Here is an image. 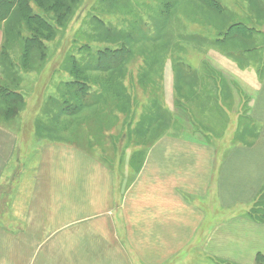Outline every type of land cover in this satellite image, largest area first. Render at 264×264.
<instances>
[{
  "label": "rangeland",
  "instance_id": "rangeland-1",
  "mask_svg": "<svg viewBox=\"0 0 264 264\" xmlns=\"http://www.w3.org/2000/svg\"><path fill=\"white\" fill-rule=\"evenodd\" d=\"M27 3L53 27L24 53L25 38L40 29L23 17L25 4L15 2L0 20V139L11 130L21 140L7 168L6 152L0 155V264L7 225L22 216L21 206L12 208L13 189L25 175L31 182L43 145L67 143L117 167L120 159L139 160L162 136L221 138L228 111L244 113L264 76V0ZM114 52L120 60L98 70ZM79 82L87 92L74 106ZM44 254L38 247L31 264H42Z\"/></svg>",
  "mask_w": 264,
  "mask_h": 264
},
{
  "label": "crops",
  "instance_id": "crops-1",
  "mask_svg": "<svg viewBox=\"0 0 264 264\" xmlns=\"http://www.w3.org/2000/svg\"><path fill=\"white\" fill-rule=\"evenodd\" d=\"M240 111L224 117L227 136H162L117 167L67 143L43 145L31 182L13 189L22 216L7 225L5 264H31L38 247L42 264H264V76ZM9 133L5 168L21 143Z\"/></svg>",
  "mask_w": 264,
  "mask_h": 264
},
{
  "label": "trees",
  "instance_id": "trees-1",
  "mask_svg": "<svg viewBox=\"0 0 264 264\" xmlns=\"http://www.w3.org/2000/svg\"><path fill=\"white\" fill-rule=\"evenodd\" d=\"M28 0H0V20H3L7 14L9 13V10L11 9V7L13 6V4L15 2H19L21 4L20 8H22V3H24V14L23 17L27 18L28 21H31L34 24H37L39 26V31L38 33H33L30 34L28 37L25 38L24 41V53H26V51L31 50L33 47H35V45L40 44L41 43V38L40 37H47L46 39H48L52 34V25L49 24L45 19L41 18V16L34 14L33 12L30 11L29 7H28ZM63 1H58L59 5H62ZM25 18V19H26ZM48 34H50L49 36H47ZM124 52V50H123ZM106 53V52H105ZM108 53V52H107ZM119 54L120 53H116L114 52V54H110L108 55V58L106 59V63H100L97 67L98 70L101 71H109L108 69H110L109 67L113 65V63H116L117 60L119 61ZM110 56V57H109ZM77 91H80V94H77V105L74 106H78L80 104L83 103V100L85 99V97H83L85 95V92H87L86 89V84L83 82H79L78 83V88ZM3 95H6V97H15L16 94H14V91H10V90H5L1 92ZM5 97V96H4Z\"/></svg>",
  "mask_w": 264,
  "mask_h": 264
}]
</instances>
